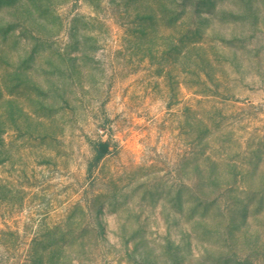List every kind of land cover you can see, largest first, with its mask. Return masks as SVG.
Instances as JSON below:
<instances>
[{"label":"rangeland","instance_id":"obj_1","mask_svg":"<svg viewBox=\"0 0 264 264\" xmlns=\"http://www.w3.org/2000/svg\"><path fill=\"white\" fill-rule=\"evenodd\" d=\"M0 264H264V0H0Z\"/></svg>","mask_w":264,"mask_h":264},{"label":"water","instance_id":"obj_2","mask_svg":"<svg viewBox=\"0 0 264 264\" xmlns=\"http://www.w3.org/2000/svg\"><path fill=\"white\" fill-rule=\"evenodd\" d=\"M99 151H100L101 153H105V148H104V147H101V148L99 149Z\"/></svg>","mask_w":264,"mask_h":264},{"label":"trees","instance_id":"obj_3","mask_svg":"<svg viewBox=\"0 0 264 264\" xmlns=\"http://www.w3.org/2000/svg\"><path fill=\"white\" fill-rule=\"evenodd\" d=\"M98 156L100 157V156H101V154H100V153H98Z\"/></svg>","mask_w":264,"mask_h":264}]
</instances>
